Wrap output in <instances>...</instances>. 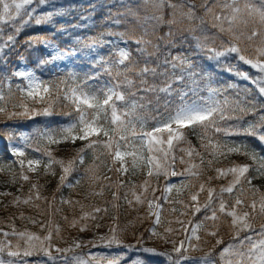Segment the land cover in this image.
<instances>
[{"label":"snow or ice","instance_id":"snow-or-ice-1","mask_svg":"<svg viewBox=\"0 0 264 264\" xmlns=\"http://www.w3.org/2000/svg\"><path fill=\"white\" fill-rule=\"evenodd\" d=\"M50 2L51 0H0V53L14 47L15 33H18L23 26L29 23L35 26L47 25L55 16L64 14L60 9L39 11L42 6H47ZM136 7L143 9L146 14L141 16L131 5H126V11L117 14L124 19L112 20L117 26L126 21L129 25L125 32L110 33L118 36L125 47L116 48L117 58L114 61L109 62L105 57H96L95 64L101 66L103 73L111 79L95 87L94 91L89 90L94 87L89 81L98 79L100 73L87 75L79 82L76 74L71 73L72 87H66L68 81H60L55 86L46 84L33 71H16L13 74L27 83L19 89L24 98L19 104L13 105L21 108L22 111L8 113L9 119L13 117L31 119L36 115L49 116L52 114L53 106L62 98L73 106L76 117L59 130L37 129L33 136L48 146L69 141L75 143L77 139L87 141L84 147L77 150L76 157L67 162L56 159L49 147L35 148V151L41 152L48 158L45 168L50 169L53 164L59 165L62 168L60 181L63 185L74 170V166L83 163L86 150H91L96 159H99L100 157L96 155L97 148L102 147L112 157L109 171H115L123 176L129 172L127 158L131 157L132 169L138 168L140 163L144 162L143 149L146 148L148 179L141 185H133V188H140L139 194L135 191L131 192L134 201L128 199L127 192L124 199L130 205L133 202L141 205L146 203L152 210L150 214L155 217L154 224L158 225L161 222L162 209L158 201L161 198L167 201L168 194L173 190L179 195L182 191L195 187L193 181L198 180L204 173V165L211 169L214 160L231 154L247 156L253 164H234L228 168H216V176L208 177L207 182L199 183L198 190L190 195L191 204L173 201L180 203L184 209H191L193 217L202 211L205 213L195 224L192 219L185 221L177 218L175 222L181 225L180 231L185 234V239L181 240L178 246L175 241H169L166 235H161L155 228L151 229L152 237H158L165 243H172L175 256L167 251L159 252L154 248L124 245L118 234L119 226L115 225L110 228L109 235L99 236L90 241L93 247L106 248L107 252L89 253L87 257L72 255L71 264H125V261H128V264H143V258L139 255L128 260L129 250L143 253L145 256L161 257L162 264H184V261L191 260L189 251L199 248L200 231L203 230L208 236L217 237V245L223 243L218 237L219 226L223 223L222 216L231 218L229 227L234 229V238H238L241 232L250 234L246 240L229 243L221 250L219 253L221 264H264V224L260 225L259 232H256L254 227L255 221L264 220V192H260L252 184L254 179L264 177V156L250 148L245 141L231 139L235 136L254 137L264 145V113L257 115L259 98L264 97V31L260 30L264 29V0H200L198 5L195 0H136ZM165 8L170 10V19L167 21L163 18ZM201 11L202 14H198ZM17 19L20 20L19 24L14 23ZM165 23L169 26L168 31L163 36H158L157 29ZM206 23L210 28L216 29V32L210 33L204 27ZM249 24L259 25V28L253 27L249 32L247 31ZM5 25L13 29V32L6 37ZM173 26H176L175 31ZM135 27H139L140 34L127 35ZM198 30L200 35L194 36L196 51L207 53L209 59L218 62L222 58L227 59L235 55L238 61L255 70L257 75L250 76L244 71L234 72L233 69H228L230 74L252 84L257 90V97L249 100L251 89L245 86L241 90V86L235 82L216 85L208 73L202 72L195 66L190 56L184 53L172 54L170 49L175 46L174 36L183 31L194 34ZM219 34L226 35L228 40L221 41L220 46L215 47ZM256 37L260 39L254 44ZM130 42L136 45V52L144 58L145 63L142 66L134 62L131 49L127 47ZM244 42L254 49V57L244 54L246 49L240 46ZM29 43L31 44V40ZM105 43L111 45L116 41H104L102 38L83 41L82 51L88 56ZM54 53L43 63L79 55L73 49L54 48ZM153 57L156 59L155 65L152 63ZM0 59L3 57L0 56ZM157 80L160 82L157 83ZM123 89H127V93ZM229 89L235 92V96L230 97L226 94ZM114 98L115 101H126L123 110L119 113ZM5 99V96L0 94V101ZM29 101L45 106L42 109L30 108ZM6 111V107L0 106V113ZM249 115L255 119L244 124V118ZM148 120L154 121L151 129L146 128ZM185 128L197 135L202 151L188 139L184 132ZM101 135L107 139H90ZM21 140L25 148L30 146L29 136L22 134ZM121 147L125 150L121 151ZM177 152L180 155H177ZM205 153L211 159L205 160ZM11 154L20 158L18 163L21 168L27 162L29 170L33 172L42 162L41 159L25 161L23 159L25 150L21 147H13ZM197 159L199 163L196 162ZM117 163H119L118 167ZM177 164L184 165L183 169L177 170ZM98 168L99 165L93 164L87 169L90 180L99 179L96 175ZM250 170L252 175H249ZM229 175L232 177L231 180L227 186H221L219 191L210 186L212 179L227 178ZM160 176L166 181L177 176L181 179L179 182L166 183L162 189L164 196L155 197L154 194L159 189L153 185L152 179L158 180ZM22 179L27 181L30 177L22 174ZM106 179L111 178L106 177ZM245 184L249 186L247 192L244 189ZM123 186V179L116 182L117 191L113 192L114 199H120L118 189ZM36 187L33 185V188ZM234 190L238 194L233 198L234 202L229 208L225 194L231 196ZM205 192L206 198L200 203V194ZM150 196L152 198H149ZM37 198H39L38 191ZM245 200L248 201L246 205ZM28 202V200L24 201V203ZM242 206H246L249 210L239 211ZM94 211L99 213L106 209L96 208ZM171 211L175 212L176 209L172 208ZM180 215H187V212L182 211ZM87 218L86 215L82 219ZM72 226H75V221L72 222ZM80 230L86 231V228L82 227ZM172 231V228L165 229L166 233ZM4 235L7 236L8 233ZM18 235L25 242L24 246L19 243L13 246L8 242L0 244V264H28L26 258L33 256L47 257L51 264H56L58 259H67L65 253H73L76 249L85 246L80 241H74L73 246L68 248L57 247L51 244V231L43 238L27 232ZM255 236L259 239H254ZM140 240L142 241V238ZM114 248H124L125 251H112ZM53 252L60 255L54 256ZM5 256L8 259H5ZM210 257L211 252L202 257V264H215ZM40 264L44 262L41 261Z\"/></svg>","mask_w":264,"mask_h":264},{"label":"trees","instance_id":"trees-1","mask_svg":"<svg viewBox=\"0 0 264 264\" xmlns=\"http://www.w3.org/2000/svg\"><path fill=\"white\" fill-rule=\"evenodd\" d=\"M126 5H131L135 10L136 0H51L47 6H42L39 11L46 12L52 9H60L63 11V15H57L53 18L52 22L45 25L43 32L46 37L53 39L61 47L65 48L69 44H79L83 41L99 39L102 38L104 41L109 40L111 37L116 35H111L110 33L125 32L126 28L129 27L127 21L120 24L119 26L112 23L113 19L121 18L123 16H117L118 13H124L126 11ZM138 12L141 16H144L145 12L143 9L138 8ZM104 13V14H103ZM170 10L165 8L164 10V20L170 19ZM102 14V15H100ZM105 18V20L103 19ZM130 19V18H129ZM168 25L162 24L157 29L156 34L158 36H163L168 31ZM176 26H173L175 31ZM13 31V30H12ZM139 27H135L133 31L127 33V35H139ZM199 30L194 34L187 31H183L180 34L174 36L175 46L171 47V52L173 55L177 53H184L192 58L195 62V66L202 72L208 73L211 78L215 79V84L218 86L227 85L229 82L238 83L241 86V90L246 86L251 89V94L248 99L251 100L258 96L256 88L250 84L248 81L243 79H238L236 75L230 74L228 69L231 68L233 71H244L250 76H255L257 73L255 70L251 69L249 66L238 61L236 56L233 55L227 59H221L219 62L214 59H209L207 53H201L196 51L194 36H199ZM6 37V34H4ZM15 45L14 47L8 48L0 56V80H5L7 76L10 75L9 63L11 58L14 57L15 50L19 49L18 52H22L25 56L27 62L37 71L39 75L42 76L43 81L49 85L55 86L60 83V81H68L66 87H72V82L70 79V74L75 73L77 77V82L83 80L85 76L94 74L89 71H76L72 70L61 71V72H51L47 63H43L45 56L43 50L37 44L35 35L26 32L25 30H20L15 33ZM118 37V36H117ZM155 40V37H153ZM31 40V44L29 41ZM227 41V40H226ZM220 43L215 44V47H219ZM242 49H246L244 54L248 57H254V49H250L244 43L241 45ZM136 45H131V52L134 62L138 66H142L145 63L143 57H141L136 52ZM151 50V49H149ZM102 57H105L109 62L116 59L115 48L106 47L101 53ZM152 63L155 65L156 59L152 58ZM100 75L104 76L107 81L111 79L108 75L100 71ZM151 82V80H150ZM160 81L157 80V83ZM203 82V81H202ZM201 82V83H202ZM90 85L94 87L89 89L90 91L95 90L96 81H89ZM127 93V89H123ZM5 96V101H0V106L6 107L7 111L0 114V189L7 190L0 199V241H8L13 245L14 242L18 243L16 240L19 237V233L23 229L29 230L30 228L39 231V236L41 238L48 235L49 231L52 233L51 244L60 247V240L63 236H72L77 231H81L82 227L86 230L98 227L101 229L115 225L119 226V236L126 246H141L140 238L145 239L148 235L147 224V214L144 210L147 204H136L133 202L131 205L126 202L124 195L127 192L128 199L133 200L131 195L132 191L137 194L140 192V188H133V185H141L148 179L146 159L148 156L146 148L143 149L144 162L140 163V166L136 169L131 168V157L127 159L129 162V172L127 175H121L115 171H109L112 166V157L107 154V150L102 147L97 148V153L100 158L96 159L91 150H86L84 153V161L82 164L77 163L74 166V170L68 175L67 179L61 185L60 177L63 174L62 168L53 164L50 169H46L45 165L48 162V158L43 156L41 152L35 151V148L49 147L52 151L54 157L58 160H63L65 162L72 160L76 157V152L79 148L84 147L87 141L77 139L75 143L63 142L54 145H45L43 141L38 140L33 133L37 129L51 128L59 130L62 126L71 122L75 117L76 113L73 110V106L61 98L53 106L52 114L49 116L36 115L31 119L23 117H13L8 118V113L20 112L21 108L13 107L15 104H19V92L13 94L12 87H3L1 92ZM228 96H235V92L231 89L226 93ZM62 96V94H61ZM102 99V96H101ZM127 99V97H126ZM118 113L123 110L126 101H115ZM45 105L43 104H30V108L42 109ZM259 111L257 115L264 113V97H260L258 101ZM163 109H161V112ZM71 113V115H69ZM155 115V113H152ZM255 118L251 115L244 118L243 123L247 124L249 121H253ZM7 123V125H4ZM18 125L21 128H26L28 135L30 137L29 145L25 148V160L41 158L43 165L41 168L35 172H29L15 162L9 157L6 143L7 141L14 139L16 135L13 133L12 127ZM154 125V121L148 120L146 128L151 129ZM108 125H105L107 127ZM184 132L187 134L188 139L192 144L201 150L200 140L197 135L192 133L189 129L185 128ZM111 135V132H110ZM17 139V138H16ZM94 140H105L107 138L103 137H90ZM232 140H242L245 141L250 148L255 149L261 156H264V145H262L254 137L245 136H235L231 138ZM175 143V142H174ZM125 149L121 147V151ZM177 155H180L177 152ZM211 159L205 153V160ZM199 163V160L196 161ZM93 164L99 165L98 171L96 173V181H92L88 178L87 169ZM234 164L239 165H252L253 162L244 155L231 154L227 157H220L213 161V166L211 169L204 165V173L199 177L198 180L193 181L195 187H190L188 190H184L182 196L177 195L176 191L170 194L172 200L182 199L185 204H191L190 195L198 190L199 183L207 182L208 177H215L216 168H228L232 167ZM118 167V165H116ZM184 165L177 164V170H182ZM54 173V174H53ZM22 174L29 175L30 179L25 181L22 179ZM253 173L249 172V175ZM110 177L111 179H106ZM181 179V177H179ZM229 175L227 178L222 179H212L210 186L214 187L219 191L221 186H227L231 180ZM123 179L124 186L119 188L120 199H114L113 192L117 191L115 184L117 181ZM170 179V178H169ZM168 179V180H169ZM167 180V181H168ZM166 180L163 176L159 179H152L154 186H157L159 190L155 192V197H162V191L160 187L165 184ZM252 184L264 192V177L254 179ZM36 185V188H33ZM109 185H112L111 187ZM239 188V186H237ZM248 185H244L245 192H247ZM37 191L39 198H37ZM151 192V189H149ZM238 194L236 190L229 196L225 194V200L227 205L231 208L234 200L233 198ZM207 193H201L199 197L200 203H203L206 198ZM149 198H152L151 196ZM244 198L243 196L241 197ZM28 200V203H24ZM65 201H71L72 203H66ZM160 201L164 206H168V202H163L161 198ZM245 200V205L247 204ZM181 207V204H180ZM96 208L106 209V211H101L99 213L95 212ZM191 210V209H189ZM239 211L249 210L246 206H242ZM204 211L197 214L198 219H201L204 215ZM87 219H82L85 216ZM191 216L192 212H191ZM21 217H26L29 222H34L35 224H30L29 227H24L20 221ZM92 217H95L94 219ZM114 217L116 218L114 220ZM164 219V218H163ZM223 223L219 226L218 236L222 237L223 241H235L241 238V236L246 235L247 232H241L238 238H234V229L229 227L231 218L227 216H222ZM75 221V226H72V222ZM264 224V220H257L254 222L255 229L259 230L260 225ZM4 233H8L7 236ZM15 233V234H13ZM110 234V232H109ZM202 238H208V236L202 230ZM216 238V237H212ZM135 240L136 244L132 241ZM23 246L25 242L22 240ZM22 246V247H23ZM132 251V250H130ZM55 253V252H53ZM57 254V253H55ZM144 255V254H143ZM176 255V254H175ZM173 255V256H175ZM145 259H143L144 263Z\"/></svg>","mask_w":264,"mask_h":264},{"label":"rangeland","instance_id":"rangeland-1","mask_svg":"<svg viewBox=\"0 0 264 264\" xmlns=\"http://www.w3.org/2000/svg\"><path fill=\"white\" fill-rule=\"evenodd\" d=\"M199 2H200V0H195V3L197 5L199 4ZM135 11L138 12V8H135ZM198 14H202V11L198 12ZM100 15H102V14H100ZM163 18H164V13H163ZM21 19H22V17H21ZM103 19L105 20V18H103ZM14 23L15 24H19L20 20L17 19ZM44 26L45 25H43V26H35L34 24L29 23L28 25L23 26L20 30H25L28 33L35 34L36 35L35 37L37 38V41L39 42L41 48L44 51L46 59H50V56L55 54L54 53V48H58V49H61V48L53 40L47 38L45 33L41 32V28L44 27ZM204 27L206 29H208L210 33H215L216 32V29L210 28V25L207 24V23L204 25ZM253 27L259 28V25L249 24L247 31L250 32ZM12 30L13 29H12L11 26H9V25H5L4 26V34H6V36L8 34L12 33L13 32ZM260 30L264 31V29H260ZM259 39H260V37H256V40H255L254 44H257L259 42ZM226 40H228V37L226 35L219 34V39H217L215 44H217V43H219L221 41H225L226 42ZM109 41H116V43L115 44H111V45L105 43L104 45L99 47L95 52L91 53L88 56L84 55V53L82 51V44H78V46H74V45L69 46L66 49H73L76 52H78L79 55H73V56L65 58L64 60L51 61L48 64H49V66H50V68L52 70L65 69V68H69V67H72V68H75V69H87V68H89L92 71L98 73V70H100L102 67L95 64V59L98 56L102 57V55H101V52L103 51L102 47H104V46H106V47H115V48H118V47L119 48H123V47H125V45L119 41V37H117V36L112 37ZM244 44L246 46H248L247 42H244ZM130 46H131V42L127 45V47L130 49ZM249 48L253 49L252 47H249ZM61 50H65V49H61ZM18 51H19V49L15 50V52H18ZM14 56H15V58H12L11 62L9 64V66L11 68L12 78L11 77L7 78L5 84L6 85H10V83H12V80H13V83H15V88L18 89V91H19V89L21 87L25 86L27 82L21 80L20 78L16 77L13 74L16 71H25V70H27V71H33L34 73H35V71L26 62V60L24 59L22 53H20V52L15 53ZM212 79L215 82V79L214 78H212ZM95 80L97 81L96 87H99L100 85L108 82V81L104 80V77H102V76H99V78L95 79ZM203 83L204 82H202L201 84H203ZM1 88H2V83L0 82V93H1ZM14 93H16V91L13 88V94ZM19 93H20V95L18 96L19 97L18 103L21 102V100L24 98V97H22L21 91H19ZM201 95H205V93H201ZM30 104H33V103L31 101H29V105ZM14 131H16L18 139L12 140V141H10L8 143V151L10 152L11 157H13L15 160L18 161V159H20V158H17V157H15V156H13L11 154L12 148L13 147L24 148L23 141L21 140V135L22 134L27 135V130L19 128V127H16V128H14ZM41 161H42V159H41ZM42 165H43V162H41L40 166L36 169L35 172H37L41 168ZM117 165L119 166V163H117ZM23 167L26 168L29 172L34 173L33 171L29 170L27 162H25V165ZM179 181H180V178L178 176L177 177H171L168 181L165 182V184L166 183L179 182ZM165 184H163V186L160 187L161 191L164 188ZM188 189H190V188H188ZM5 193H7V190L0 189V194L4 195ZM170 194H168V200L167 201L162 198L163 201L168 202V204H169L168 206H164L160 202V200L158 201V203L162 205V209L160 211V221H161L160 224H158V225L154 224L155 217H153L150 214L152 210H150L148 207H146V209L144 210V212L147 214V218H148L147 224H146V226L148 228V235H147V237L145 239H143L139 243V245H141V246H139V247L136 246V248H140V247L154 248V249H156L159 252L167 251V252L172 253L173 255H175V253L173 252L172 243H165L164 240H162V239H160L158 237H152L151 236V229L155 228V230L158 233H160L161 235H166L167 239L169 241H175L177 246H178L179 242L181 240L185 239V234L182 231H180L181 225L175 222L177 220V218H179L181 220H185V221H187L189 219H192L193 224H195L197 221L201 220V219H198L197 215H195L194 217L191 216V210L184 209L182 205L180 207V203H173V201H175V200L171 199ZM183 194H184V192L182 191L179 194V196H182ZM3 195H0V199H1V197ZM163 196H164V193L162 191V197ZM176 201H182V199H178ZM172 208H175L176 211L175 212L171 211ZM182 211L187 212V215L181 216L180 213ZM20 221L22 222L24 227H29L30 224H35L32 221L29 222L26 217H21ZM189 227H191V226H189ZM167 228H172L173 231L171 233H166L165 229H167ZM109 230H110V227H107V228H104V229H101V228H98V227H94V228L88 229L86 231H77L74 235L69 236V237L67 235L63 236V238L60 240L61 248H68L70 246H73L74 241H80L85 246H83V247H81L79 249H76L73 253H65L64 255L67 257V259L66 260L65 259H58L56 264H71V256L72 255H84V256L87 257V255L89 253L102 254V253L107 252L108 250L106 248L93 247V245L90 243V241H92L93 239H95L96 237H99V236L109 235ZM21 232L22 233H24V232L31 233V234H34L36 236H39V234H40L39 231L33 230L31 228L29 230H27V228L23 229ZM201 232L202 231H200V233H199V235L201 236V240L199 241V248L197 250H195V251H191V250L189 251L188 255L191 257V260L190 261H184V264H202L201 258L204 257L209 252H211L210 259L214 260L215 264H221V261L219 259V253L221 252V250L224 247H226L229 243H237L240 240H246V237L250 234L249 232H247L245 236H243V237L241 236V238L236 239L235 241H229V240L225 241V242L223 241V243L217 245V243H216L217 237L216 238L208 237V238H204L203 239ZM256 232H259V230H256ZM218 237L222 239V237H220V236H218ZM254 239H259V237L255 236ZM16 241L21 246H23L22 240L20 238H18ZM5 242H8V241H0V244L5 243ZM8 243L11 244V242H8ZM18 243L14 242L13 246L18 244ZM132 243L137 245L135 240H133ZM193 243H197V242L193 241ZM112 251L124 252L125 249L124 248H121V249H115L114 248ZM53 255L54 256H59L60 254L53 253ZM138 255L140 257H142L143 259H145L143 264H162V258L161 257L145 256V255H143V253H138L137 251H133V250L132 251H130V250L128 251V260H131L133 257H136ZM4 258L8 259L7 256H5ZM26 260L28 261V264H40L41 261H43L44 264H51V262L48 261V258L47 257H43V256L27 257ZM125 264H128V261H125Z\"/></svg>","mask_w":264,"mask_h":264}]
</instances>
